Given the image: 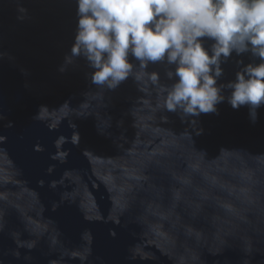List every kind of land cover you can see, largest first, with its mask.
Returning a JSON list of instances; mask_svg holds the SVG:
<instances>
[{
  "label": "water",
  "instance_id": "1",
  "mask_svg": "<svg viewBox=\"0 0 264 264\" xmlns=\"http://www.w3.org/2000/svg\"><path fill=\"white\" fill-rule=\"evenodd\" d=\"M75 30V0H0V264H264V183L243 178H264V107L182 119L131 78L98 89L82 58L61 74ZM167 67L147 70L170 85Z\"/></svg>",
  "mask_w": 264,
  "mask_h": 264
},
{
  "label": "clouds",
  "instance_id": "2",
  "mask_svg": "<svg viewBox=\"0 0 264 264\" xmlns=\"http://www.w3.org/2000/svg\"><path fill=\"white\" fill-rule=\"evenodd\" d=\"M75 4L74 42L58 68L61 74L82 58L98 89L115 91L131 78L141 92L155 88L163 96L157 107L182 119L219 115L218 105L226 101L234 110L247 107L250 123L258 122V110L264 107V0H75ZM17 11V19L27 17L22 5ZM233 54H247L252 62L237 60L235 79L221 83L222 65ZM150 64L167 65L164 75L172 83L162 84L160 72L147 70ZM44 111L47 106L40 105L34 118L40 119ZM12 126L8 121L6 127ZM202 132L201 128L198 135ZM64 139L58 137L55 144ZM78 140L77 133L72 143ZM66 155L52 158L63 160ZM255 158L264 161V154ZM243 178L264 183L251 169Z\"/></svg>",
  "mask_w": 264,
  "mask_h": 264
}]
</instances>
